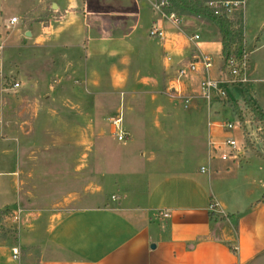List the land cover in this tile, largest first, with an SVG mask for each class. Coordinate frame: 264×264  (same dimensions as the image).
Returning a JSON list of instances; mask_svg holds the SVG:
<instances>
[{
    "label": "crops",
    "instance_id": "crops-1",
    "mask_svg": "<svg viewBox=\"0 0 264 264\" xmlns=\"http://www.w3.org/2000/svg\"><path fill=\"white\" fill-rule=\"evenodd\" d=\"M44 1L41 0V6L33 13L26 8L21 10L28 17L24 26L16 28L15 32L17 37L25 39L21 45L29 48L47 45L52 40L63 42L60 44L63 50L57 56L59 59L51 62L55 67L52 74L62 66L63 75L55 74L58 79L53 84H45L46 92L37 91L34 99H61L65 105L60 108L54 105L35 108L29 128L23 127L25 121L18 124L20 120L17 119L13 131L0 119V164L6 162L9 154L16 156L15 169L0 172L1 176L12 177L9 179L11 184L7 182V191L2 189L0 180V195L14 194L16 208L7 207L5 200L1 207L21 214L22 211H34L25 206L28 195L57 198L51 200L54 207L48 209L41 239L35 236L40 214L28 231H20L18 226L16 240L0 236V264H264V192L254 183L243 193L228 185L227 192L232 198L230 202L214 192V180L212 174H208L209 169L201 171V167H205L204 162L209 165L212 161L209 142L205 155L200 153L202 162L197 169L180 168L178 162L162 157L160 166L151 169L154 173L149 172L144 190L137 193L141 198L136 203L132 200L127 207L118 209L110 201L111 204L72 207L63 213L57 212L68 206L67 200L71 202L68 196L72 191L43 192L41 179H44V174L39 170L44 167L45 160L53 157L49 153L38 159L34 150L31 156L25 150L29 148L27 145H32V149L38 146L39 135L45 133L47 136L52 130L61 128L67 131L74 127L84 133L90 130L102 133L107 128L110 132V119L120 115L123 106L130 115L139 119L154 114L152 122L156 123L160 114H172L174 99L163 95V90L172 88V84L178 85L183 96H193L189 102L193 110L201 108L196 100L207 111L210 104L223 103L217 99L206 103L201 98L199 83L206 74L203 69L180 82L176 80L180 60L188 63L198 52L208 54L203 44L194 45L185 39L184 34L195 31L175 29L167 21H160V27L172 38V43L165 47L148 32L147 37H136L130 13L126 18V12L132 10V0H49L47 4ZM263 10V0H245L240 11L243 41L239 50L247 53L245 82L240 85L242 103L229 99L227 94L228 101L235 103L238 110L246 108V91L254 105L264 111L263 100H255V93L244 87L249 84L255 86L264 80V20L258 25L259 31L251 30L256 29V25L252 24L254 15L255 18L260 17ZM153 16L149 29L158 20L155 13ZM12 17L15 16L5 20L4 27L13 25L9 23ZM54 17L57 20L53 21ZM27 31L30 36L25 35ZM166 54L173 57L170 65L165 61ZM223 61L215 67L214 78L222 76ZM213 63L214 58L212 66ZM66 85L69 89L60 92ZM35 88L38 90L39 82ZM113 96L118 99L114 114L107 112L113 103ZM177 101L183 105V102ZM154 128L164 134L171 131L160 128L159 124ZM126 132L130 138V131ZM177 149L178 146L172 155L178 153ZM217 149L211 150L216 154ZM148 158L149 161L155 158L153 152ZM59 160L65 163V159ZM260 160L264 164V159ZM232 165L236 169H231ZM232 165L225 166L223 173L235 174L238 165ZM239 172H242L243 178L249 177L248 170ZM32 173L38 186L28 187ZM165 212L169 213L166 218L163 217ZM210 212L214 215L212 219ZM228 214L235 215L236 224L222 218ZM24 215L28 214H21L22 219ZM231 246L235 253L231 252ZM14 249L18 252L17 256L13 254Z\"/></svg>",
    "mask_w": 264,
    "mask_h": 264
},
{
    "label": "rangeland",
    "instance_id": "rangeland-1",
    "mask_svg": "<svg viewBox=\"0 0 264 264\" xmlns=\"http://www.w3.org/2000/svg\"><path fill=\"white\" fill-rule=\"evenodd\" d=\"M48 1L45 0V4ZM39 3H41V0H0V40L4 45L0 57V119L13 131L16 129L15 121L17 119L20 120L18 124L25 121L22 124L24 128L30 127L32 110L35 108L49 105L60 108L65 105L61 99L53 101L43 98L34 99L37 91L38 93L46 92L45 84H53L58 79L55 74L63 75L62 66L57 68L55 74L51 72L54 67L51 62L59 59L57 56L59 51L63 50L60 46L63 42L52 40L46 43L47 45L40 47L31 45L32 47L29 48L21 45L25 43V39L17 37L18 33L15 32L16 28L24 26L25 18L28 17V14L24 15L21 10L26 8L33 13L34 9L41 6ZM132 3L133 11L126 12V18L130 13V23L134 26V33L137 38L147 37L150 20L154 18L150 5L146 0H132ZM235 13L231 17L236 18ZM12 15L17 17L18 22L12 26L9 25L8 28L4 27L5 20ZM259 16L255 18L254 15L252 19V24L256 25V29L251 28L252 31H256L259 23L264 20V10L263 14ZM181 17H183V24L180 28L183 31H195V33L199 31V39L196 43L198 45L203 44L204 50L214 58L210 72V76L213 77L215 67L224 60L220 52V35L214 25L203 18ZM54 20L57 19L54 17ZM170 26L173 28L171 24ZM171 43L172 38L168 33L162 44L167 47ZM12 81H19V87L11 90L9 85ZM37 82H39L38 90L35 88ZM251 85H245L244 87L251 93H255V100L259 99L264 102V80L255 86ZM172 87H175L174 90L178 92L181 91L176 84H172ZM170 88L163 90V95L165 94L169 99H174L171 106L172 114H160L156 123L152 122L154 114L139 119L130 115L131 113L127 111V108L125 109L121 105V129L130 131V138L126 141L116 139L110 124L111 131L109 132L107 128L102 133L93 130L84 133L75 127L67 131L58 128L47 133V136L45 133L38 134V146L36 145L37 147L34 149H32V145H27L29 148L25 150L29 156L34 150L38 159L39 157H46L49 153L53 157L50 160H45L44 167L39 170V173L44 174V179H41L42 186L44 185L43 192L54 193L56 191L62 193L70 189L72 191V194L68 196L71 202L67 200L68 206L64 207L62 211L59 207L60 209L57 212L63 213L72 207L111 204V202L113 207L120 209L127 207L132 200L136 203L137 199L141 198L137 193L144 190L149 172H153V168L160 166L162 157L171 162H178L180 168L195 167L197 169L201 164L200 162H202L200 153L205 155L207 142H209V151H211L212 156L210 160L212 161L209 165L205 162L203 164H205L204 168L207 171L209 169L208 174L211 173L213 176L214 187L212 189L214 192H218L221 198L229 202L232 198L227 192L229 191L227 189L228 185L232 189L243 193L245 188L254 183L261 192H264V164L260 160V158L264 159V122L247 108L238 110L239 112H236L238 116H236L232 111L233 109L224 103L227 98L217 99L218 102L223 104H210L208 106L209 111L203 107L200 101L196 100L201 108L193 110L191 104L186 107L185 104L182 105L177 101L183 102L179 96H176L177 91L174 93V97H171L168 94ZM67 89H69V86L67 88L66 85L65 88L60 89V92L67 91ZM226 93L229 99L236 101L238 104L242 103V87L240 85H228ZM113 99V103L107 108V112L112 111V114L115 113L118 104V99L115 96H113ZM162 99L165 100L166 98L162 96ZM213 109H215L214 112ZM24 110L25 112H23ZM113 117H116V115ZM227 123H231L232 128H228ZM157 124L160 125V128L170 129L171 131H167L165 134L162 133L159 129L154 128ZM226 139L235 141V150L222 145V142ZM210 142H214V144L210 145ZM214 145L218 147L216 154L211 150L214 149ZM176 146H178V153L172 155ZM151 152H153L155 158L149 161L148 156ZM222 153L228 155L227 160L220 159ZM54 158L58 159L53 160ZM62 158L65 159V163L59 160ZM15 162V154H9L6 162L0 164V172L14 170ZM232 163L238 165L236 173H223L225 166H231ZM231 169H236L235 165H232ZM241 170H248L249 177L243 178L242 172H239ZM1 175L2 189L7 191V182L11 184L12 180L9 179L12 177L5 174V176ZM67 178H70V180ZM32 185L38 186L37 178L34 177L33 173L29 178L28 187ZM26 198L25 206L33 208L34 211L28 210L24 213L22 211V215L28 214L27 216L24 215V219H22L20 213L14 212L15 215H18L19 221L13 218H2L0 220V226L2 227L0 236L16 240L18 226L20 231H28L31 228L30 226L35 223L38 214H40L42 216L38 218L35 236L38 239L42 238L44 219L46 214H49L48 209L50 206L54 207L51 200H55L57 197L39 196L37 194L28 195ZM4 200L8 205L7 207L16 208L14 194L10 196L0 195V208H5L1 207ZM22 238L25 240L24 236ZM32 254L34 255V252Z\"/></svg>",
    "mask_w": 264,
    "mask_h": 264
},
{
    "label": "built area",
    "instance_id": "built-area-1",
    "mask_svg": "<svg viewBox=\"0 0 264 264\" xmlns=\"http://www.w3.org/2000/svg\"><path fill=\"white\" fill-rule=\"evenodd\" d=\"M151 7L153 13L158 16V20H155L149 31L148 35L152 38L158 39L160 42L166 40L167 31L160 27V21H167L173 27L177 29H181L180 26L183 24V17L177 15L174 11H167L166 8L169 7L170 0H146ZM245 0H205L204 6L209 8L215 15H223L227 18L231 17L235 12H240L244 8ZM17 21V17H12L9 21L10 24H14ZM182 32V31H180ZM183 34V33H182ZM185 39L191 43L196 45V41L199 39L198 33L192 34H184ZM4 48L3 43L0 40V57L2 55V50ZM172 55L166 54L165 61L168 65L172 62ZM213 58L209 54H205L202 52H198L193 56V59L188 63H183L182 60L179 61L180 65L176 69L177 82H180L181 79L186 78L188 75L197 72L198 70H205L206 74L204 78L199 83V94L202 99L205 100L206 103H210L213 99H226V87L228 85H241L245 82V71H246V62H247V53L241 49L236 53H231L227 56L223 61V74L222 76L211 77L209 74V70L212 67ZM0 74H1V66H0ZM19 87L18 81H12L9 85L11 90ZM175 88V87H174ZM174 88H170L171 97H174V93L177 90ZM177 89V88H176ZM177 97L179 96L183 101V104L187 107L189 105L190 100L193 96H183L181 91H177ZM216 94V96H215ZM121 116L112 117L110 119V124L113 128V134H115L116 139L118 141H126L129 139V134L126 131L121 129ZM228 128H232L231 123H227ZM214 142H210V145H213ZM222 145L230 147L232 150H235L236 144L233 139H226L222 142ZM213 147V146H211ZM214 150L217 148L214 145ZM231 155V154H229ZM222 160L228 158L226 153H222L220 155ZM201 171L204 172L205 168L201 167ZM169 216L168 212L163 214V217L166 218ZM18 215H14L13 219L18 220ZM17 250H13L14 256H17Z\"/></svg>",
    "mask_w": 264,
    "mask_h": 264
},
{
    "label": "trees",
    "instance_id": "trees-1",
    "mask_svg": "<svg viewBox=\"0 0 264 264\" xmlns=\"http://www.w3.org/2000/svg\"><path fill=\"white\" fill-rule=\"evenodd\" d=\"M169 2V7L166 8L167 11H174L177 15L184 17H200L214 25L221 37V55L223 59L229 56V54L239 51L243 41L242 15L240 12L235 13L236 18H227L223 15H215L209 8L204 6L205 0H170ZM244 101L246 108L264 122V111L259 110L254 105L246 91H244ZM224 103L229 104L233 108V111L239 112L235 103L228 101V99ZM14 215V211L9 208L0 210V220L2 218H13ZM213 216L210 212L209 217L212 219L214 218ZM222 218H226L234 224L237 222L233 214L225 215ZM1 229L2 227L0 226V232ZM230 249L231 252L235 253V249L232 246Z\"/></svg>",
    "mask_w": 264,
    "mask_h": 264
},
{
    "label": "water",
    "instance_id": "water-1",
    "mask_svg": "<svg viewBox=\"0 0 264 264\" xmlns=\"http://www.w3.org/2000/svg\"><path fill=\"white\" fill-rule=\"evenodd\" d=\"M25 35H26V36H30V33H29V31H27V32L25 33Z\"/></svg>",
    "mask_w": 264,
    "mask_h": 264
}]
</instances>
